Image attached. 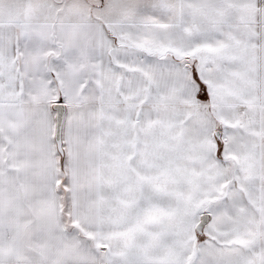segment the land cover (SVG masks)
I'll return each instance as SVG.
<instances>
[{
	"label": "snow or ice",
	"instance_id": "6c2138e0",
	"mask_svg": "<svg viewBox=\"0 0 264 264\" xmlns=\"http://www.w3.org/2000/svg\"><path fill=\"white\" fill-rule=\"evenodd\" d=\"M0 264H264V0H0Z\"/></svg>",
	"mask_w": 264,
	"mask_h": 264
}]
</instances>
